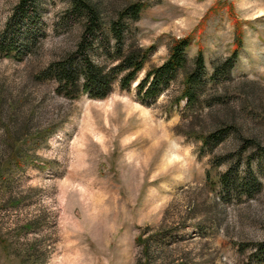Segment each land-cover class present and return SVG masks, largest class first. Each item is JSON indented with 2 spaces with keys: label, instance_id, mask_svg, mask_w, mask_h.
<instances>
[{
  "label": "rangeland",
  "instance_id": "obj_1",
  "mask_svg": "<svg viewBox=\"0 0 264 264\" xmlns=\"http://www.w3.org/2000/svg\"><path fill=\"white\" fill-rule=\"evenodd\" d=\"M92 1L108 30L135 0ZM144 1L125 40L155 47L138 80L191 36L190 69L200 49L207 65L195 106L174 103L184 72L149 105L137 83L116 84L102 100L60 94L41 73L79 41L82 25L62 20L69 0H39L44 35L33 54L0 56V235L11 243L0 264H136V240L157 231L154 264H264L253 256L264 243V0ZM17 2L0 0V34ZM230 4L244 44L226 73L236 38ZM93 60L107 62L101 51ZM220 132L223 141L205 149L204 138ZM8 134L21 139L22 169L8 165ZM231 165L239 184L254 178L260 187L223 192Z\"/></svg>",
  "mask_w": 264,
  "mask_h": 264
},
{
  "label": "trees",
  "instance_id": "obj_2",
  "mask_svg": "<svg viewBox=\"0 0 264 264\" xmlns=\"http://www.w3.org/2000/svg\"><path fill=\"white\" fill-rule=\"evenodd\" d=\"M69 3L70 8L62 20L68 25H82L79 41L74 51L51 63L41 73L56 82L60 94L70 99L87 95L91 99L102 100L113 92L116 84L122 91H131L133 85L137 83L135 90L138 100L144 105H149L163 95L178 79L180 73L184 72L183 89L174 103L179 104L186 101V105L191 107L199 102V89L207 74V65L203 50L200 49L194 60L193 68L190 69L188 51L193 42L191 36L175 39L166 61L149 69L145 76L138 80L155 47L144 48L136 45L126 47L125 40L128 21L140 19L142 12L149 7L147 1L129 2L119 12L118 18L109 24L108 30L105 29L101 20L100 5L94 4L92 0H69ZM38 4L39 0H18L0 34V56L22 60L24 56L34 53L40 35H44ZM229 10L235 25L236 38L232 55L224 62L226 73L233 68L244 44L243 21L236 15L234 5L230 4ZM100 51L107 62L97 64L93 57L100 55ZM223 137L222 132L211 133L204 138L203 147L212 150L223 141ZM20 140L7 135L10 149L8 165L15 166L16 169H22L28 160V157L24 155ZM260 151L264 158V148ZM235 173H237L236 168L231 165L227 172L219 178L218 186H221L223 192L238 191L240 186L251 192L260 187L259 181L252 177L251 182L241 180L239 184L240 180H235ZM1 177H3L2 173ZM163 234V231H157L146 236L143 233L138 237L136 243L141 245V257L136 264H154L151 261L150 249L153 241ZM10 247V241L0 235V248L10 251ZM254 251L253 256L257 260L261 259L264 255V243L256 244Z\"/></svg>",
  "mask_w": 264,
  "mask_h": 264
}]
</instances>
